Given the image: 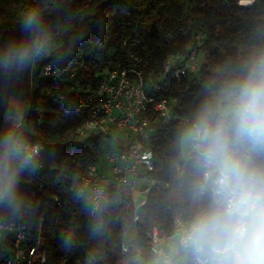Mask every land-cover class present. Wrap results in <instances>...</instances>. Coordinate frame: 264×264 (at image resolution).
Listing matches in <instances>:
<instances>
[{
    "label": "trees",
    "instance_id": "16d2710c",
    "mask_svg": "<svg viewBox=\"0 0 264 264\" xmlns=\"http://www.w3.org/2000/svg\"><path fill=\"white\" fill-rule=\"evenodd\" d=\"M0 0V44L18 38V15L35 6L51 32L61 59L37 61L25 71L0 78V130L11 121L5 114L23 116L18 130L28 138L32 123L36 140L44 146L34 172L19 176L23 206L16 215L0 205V219L20 218L28 211L31 244L47 256L46 264H150V233L155 225L172 232L182 212L177 190L173 142L178 127L204 95L203 85L227 67H234L251 46L264 42V0ZM202 35L197 53H208L212 65L194 76H177V61L159 83L157 95L170 99L176 119L153 124L155 169L159 184L148 195L136 222V235L124 250V218L132 211L128 187L110 189L104 229L93 233L90 205L77 196L75 175L89 150L88 139L77 132L98 102L104 73L119 64H137L147 81L162 71L171 55L185 58ZM137 56L136 61L130 55ZM46 63L77 72L75 78L40 76ZM211 67L213 71L208 70ZM213 72V74H212ZM211 74L213 76H209ZM32 77L38 89L31 87ZM7 87L6 90L3 88ZM65 98L59 97V92ZM154 117L157 115H153ZM76 160V163L74 161ZM70 240V245L65 244ZM125 262V263H124ZM0 264H2L0 262Z\"/></svg>",
    "mask_w": 264,
    "mask_h": 264
},
{
    "label": "clouds",
    "instance_id": "9594fccd",
    "mask_svg": "<svg viewBox=\"0 0 264 264\" xmlns=\"http://www.w3.org/2000/svg\"><path fill=\"white\" fill-rule=\"evenodd\" d=\"M17 22L21 35L0 44V78L61 59L35 6ZM203 89L173 142L183 210L167 249L154 250L153 264H264V42ZM4 118L11 123L0 130V205L16 215L23 206L19 176L39 167L41 146L18 131L22 115ZM88 203L92 231L100 233L106 202Z\"/></svg>",
    "mask_w": 264,
    "mask_h": 264
},
{
    "label": "built area",
    "instance_id": "2783aa9c",
    "mask_svg": "<svg viewBox=\"0 0 264 264\" xmlns=\"http://www.w3.org/2000/svg\"><path fill=\"white\" fill-rule=\"evenodd\" d=\"M202 35H195V47L185 58L181 55L168 57L162 71L147 81L143 70L137 64H119L104 73L97 90L98 102L89 115L79 125L77 132L88 139L89 150L85 155L90 158L83 161L75 175L76 184L70 189L78 187V192L87 203L91 201L107 202L110 189L128 187L132 201L136 207L134 219L140 217V210L148 195L159 184L150 173L155 169V144L152 140L153 124L164 118L176 119L169 98L157 95L150 89L157 90L160 81L167 73L176 67L177 61L184 60L175 73L177 76L186 75L189 67L198 55L197 46L201 44ZM132 59H140L130 55ZM77 72L71 68H60L52 63H46L40 76L58 77L62 80L75 78ZM31 87L38 89V84L32 77ZM61 99L65 98L59 92ZM157 116H153V115ZM23 117V116H22ZM24 123V120H23ZM22 123V124H23ZM31 135L27 140L39 144L42 156L44 146L36 140L34 125H27ZM76 163V160L74 161ZM39 166H42L39 163ZM145 183L138 188V183ZM137 190L139 195L134 196ZM144 194V196H143ZM91 207V204L88 203ZM28 211L20 218L0 219V244L7 243L9 252L0 245V262L2 264H46L45 252L39 250V244H31L28 236ZM179 218H176L172 232L162 231L160 225H155L150 233L149 249L154 257V250H166L170 237L176 231ZM5 246V245H4ZM128 246L123 245L127 250Z\"/></svg>",
    "mask_w": 264,
    "mask_h": 264
},
{
    "label": "rangeland",
    "instance_id": "374dc122",
    "mask_svg": "<svg viewBox=\"0 0 264 264\" xmlns=\"http://www.w3.org/2000/svg\"><path fill=\"white\" fill-rule=\"evenodd\" d=\"M243 5H247V1L242 0L241 1ZM204 62H207L208 65H212V61L210 59V56L208 53H200V55L198 54L196 57V60L193 64H191V66L188 69V73L189 76L194 77L198 71L202 70L204 68ZM208 70L213 71V69L211 67L208 68ZM213 74V72H212ZM209 76H213L211 74H208ZM7 87L3 88V90H6ZM145 185V183L143 182H139L137 187L138 188H142ZM139 195V192H135L134 196L137 198V196ZM144 196V194H143ZM133 207H130V209H132L131 212H129V215L126 216L124 218V228L122 231V242L128 246V244L130 243L131 240H133V238L136 235V220L134 219V213H135V205L133 202ZM2 246V244H0ZM5 245V246H4ZM2 247L3 249H5V251L9 252L10 250V246H7V243H5ZM125 263V262H124Z\"/></svg>",
    "mask_w": 264,
    "mask_h": 264
},
{
    "label": "bare ground",
    "instance_id": "6f19581e",
    "mask_svg": "<svg viewBox=\"0 0 264 264\" xmlns=\"http://www.w3.org/2000/svg\"><path fill=\"white\" fill-rule=\"evenodd\" d=\"M135 192H138V191H137V190H135V191H134V193H135Z\"/></svg>",
    "mask_w": 264,
    "mask_h": 264
},
{
    "label": "crops",
    "instance_id": "0c3cea01",
    "mask_svg": "<svg viewBox=\"0 0 264 264\" xmlns=\"http://www.w3.org/2000/svg\"><path fill=\"white\" fill-rule=\"evenodd\" d=\"M150 264H153V261Z\"/></svg>",
    "mask_w": 264,
    "mask_h": 264
}]
</instances>
